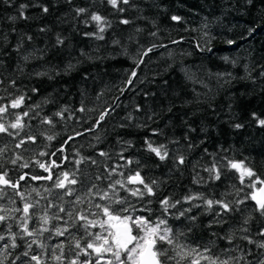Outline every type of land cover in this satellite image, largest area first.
Instances as JSON below:
<instances>
[{
  "label": "trees",
  "instance_id": "obj_1",
  "mask_svg": "<svg viewBox=\"0 0 264 264\" xmlns=\"http://www.w3.org/2000/svg\"><path fill=\"white\" fill-rule=\"evenodd\" d=\"M131 3L132 7L122 5L126 10L120 13L103 0H14L11 6L0 2V98H3L0 104L24 95L25 104L9 111L29 112L23 118L26 126L18 136L0 134V148L5 149L0 154V170H7L13 181L23 173L46 176L48 173L36 161L46 164L55 161L60 167L52 168L54 178L62 171L76 172L78 183L72 187L82 197L79 204L73 205L70 202L75 196L60 200L56 198L60 190L53 189L52 195L45 191L51 187V181L26 178L21 181L20 191L29 201H39L33 210L37 217L45 211L49 216L57 213L55 207H47L49 200L74 214L79 210L98 211L89 205L86 189L95 183L104 190L109 183L108 172L116 165L122 166L117 171L127 175L129 168L124 166L121 155L133 160L131 170L139 168L146 180L159 182L156 195L145 198L152 201L147 205L151 212L135 213L153 219L161 215L159 201L165 197L173 202L188 195L228 201L239 198L236 188L241 186L237 174L224 168L227 160H243L264 178V127L252 118L253 112L264 118V0H131ZM20 4L30 5L25 11L28 19L10 20L9 17L19 15ZM40 5L47 6L49 12L43 13ZM78 8H86L88 12L77 17ZM93 12L107 17L112 24L103 33L104 40L85 35L97 31L90 21ZM172 16L181 20L173 21ZM121 19L130 23L121 24ZM41 28L47 30L42 32ZM27 36L32 37L31 41ZM57 36L64 40L62 45L57 44ZM228 40L235 43L228 44ZM153 45L154 50L143 57L144 63L137 68L142 53ZM25 56L29 58L27 61L23 59ZM134 69L137 75L132 78ZM38 72L45 75L37 76ZM130 78L132 83L128 84ZM13 80L15 86L11 84ZM33 88L38 91L33 92ZM81 107L85 111H79ZM105 110L111 114L99 127H94ZM59 111H64L63 119L54 115ZM44 117H51L54 125L41 123ZM14 119V115L6 114L0 122L7 124ZM237 123L243 127L235 128ZM29 135L36 137L34 143L27 141ZM49 135L55 139L49 141ZM69 136L74 138L68 140ZM21 138L27 142L16 148ZM146 140L154 146L164 145L168 158L160 161L147 151ZM61 148L63 152L58 151ZM101 151L108 156H100ZM40 152L49 155L40 156ZM17 154L23 158L19 163H29L28 168L9 162ZM180 156L184 157V164L178 163ZM81 158L83 163L77 166L74 162ZM213 163L221 168L218 181L209 180V173L204 171ZM97 176L101 179L97 180ZM32 188L40 195L31 192ZM6 193L0 206L23 207V201L12 189H6ZM119 194L127 195L124 191ZM42 196L47 199H41ZM130 199L136 209L144 207L145 202ZM192 204L201 207L181 203L170 209L173 215L168 217L169 225L185 233L181 242L211 247L222 258L242 255L240 264H255L264 259V250L239 238L243 235L239 231L241 222L252 209L251 201L239 205L241 211L228 214L221 224L214 223L220 220L214 215L218 207L208 210L199 200ZM189 207L192 210L186 217L175 218L179 210ZM10 215L18 217L21 213ZM192 216L195 221L187 218ZM9 223L12 232H17L16 221ZM62 223L53 220L49 227ZM262 224L264 219L256 215L247 225L253 239H264L256 235ZM71 231L75 233L76 229ZM233 233L230 244L226 237ZM0 234L7 236L4 225H0ZM61 239L64 238L45 243L51 246ZM33 247L36 253H41V249ZM9 251L11 256L0 248V260L5 264H12L23 248ZM44 259L47 264H54L47 256Z\"/></svg>",
  "mask_w": 264,
  "mask_h": 264
},
{
  "label": "snow or ice",
  "instance_id": "obj_2",
  "mask_svg": "<svg viewBox=\"0 0 264 264\" xmlns=\"http://www.w3.org/2000/svg\"><path fill=\"white\" fill-rule=\"evenodd\" d=\"M0 2L9 6L14 3V0H0ZM110 5L117 12L123 13L126 9L122 5L132 7L131 0H103ZM30 7L29 4H20L18 7V16L9 17L10 20L25 19V11ZM41 11L45 14L49 12V8L45 5H40ZM76 16L79 17L86 12V8H78L75 10ZM173 21H180L181 17L172 16ZM90 21L94 22L97 31L91 33H85L86 36L94 37L98 40H104L105 33L112 27L107 17L101 15L98 12L90 14ZM88 23V20L85 21ZM119 23L127 25L130 23L128 19H121ZM46 28H41L40 31H46ZM253 29L252 31H254ZM155 35V33H153ZM27 39L31 41L32 37L27 36ZM57 44L62 45L64 40L57 36ZM118 43V41H114ZM175 43V41H174ZM228 44H233L235 41L228 40ZM156 46L153 45L146 49L141 58L136 62V67L139 68L144 63L143 57L148 56L150 52L154 50ZM19 45L17 46V50ZM210 50V49H209ZM27 61L29 58L25 56L23 58ZM37 76L45 75L43 72L36 73ZM137 73L135 69L131 72V77H136ZM2 83V81H0ZM15 80L11 81L12 86H15ZM128 84L132 83L130 78L127 81ZM33 92H37L38 89L33 88ZM3 99V98H0ZM25 96L17 95L13 97L8 103L0 104V121L7 115H14L15 119L5 124L0 122V134H7L8 136H18L20 131L26 126L24 123V117L29 116V112L24 111L22 113H10V109H19L25 104ZM38 107V106H37ZM66 111V109H65ZM79 111L83 112L85 109L81 107ZM109 110L102 112L96 121L94 127H99L101 122L105 120V117L110 115ZM55 116L64 118V111H59L54 114ZM252 118L256 120L260 127H264V118H260L255 112L252 113ZM43 124L54 125V121L51 117H44L41 121ZM123 126V125H122ZM240 123L235 124V128H242ZM92 130V129H89ZM155 134V133H154ZM76 135H82L77 133ZM74 137L69 136L68 140H72ZM49 141L55 139L54 136H47ZM35 136H27V141L35 142ZM24 138H21L19 143L15 145L16 148H20L27 142ZM67 143V141H65ZM146 150L154 154L160 161H164L168 158L169 153L164 145L154 146L150 141H145ZM5 151L4 148H0V154ZM63 152V148L58 149ZM40 156L49 155L46 152H40ZM51 155H55L52 153ZM100 156H108V153L101 151ZM23 158L17 154L15 158L9 162L13 166L19 168H28L30 165L27 162L19 163ZM64 159H67L65 157ZM125 160V167L129 168L126 175L123 171H117L121 165H116L108 172L109 180L107 187L101 190L95 183L91 184L86 189V195L89 197V205L98 211H75L66 209L60 204L54 203L52 200L48 201V208L55 207L57 213L49 216L45 211L43 215L36 216L34 209L39 205V201H29L26 198V194L20 191L21 181H25L26 178H30L34 181H51V187L45 189V191L52 195L53 189L60 190L56 193V198L62 200L65 196H75V200L71 201L73 205L79 204L82 200L80 195H77V190L72 186L78 183L76 172L69 173L68 171H62L59 174L53 176L52 168L60 167L55 161L51 164L36 161L39 168L48 175H30L29 173H23L13 181L9 177L7 170H0V199L7 194L6 189H12L16 196L23 201V207H15L12 209L0 206V225H4L7 230V236L0 234V248L4 253L9 256L12 253L9 249L15 250L23 248V251L14 257L12 264H47V260L54 262V264H240V261L244 259V256H228L222 258L220 255L214 254L211 247L200 248L197 246H189L184 242H181L180 237L185 233L182 231H176L168 223V217L173 215L170 209H176L177 205L181 203H188L192 207H201V204H192L194 200L202 201V204L207 207L208 210H212L214 207H218L219 211L214 213L215 216L220 217V220L214 221V223H225L224 217L230 213L241 211L238 208L239 205H244L246 202H252V209L247 216H245L241 222L239 231L243 233L239 238L246 241L249 245H254L255 248L264 250V239L255 240L250 234V230L247 227L258 215L261 219H264V178H261L257 172L249 166L245 161L227 160L224 164V168L234 171L237 174V179L241 187L236 188V196L239 197L234 201H228L227 199H205L200 195H188L181 200L172 201L171 198L165 197L160 200L161 215L153 219L150 215H135L137 211L151 212V209L147 207L151 204V200L145 201L146 197H153L157 193L159 188V182L157 180H146L141 175V170H131L130 166L133 164V160L123 157ZM226 159V158H223ZM77 166L83 163V158L74 162ZM96 163V161H92ZM139 165V161H136ZM179 164H184V157L178 158ZM77 171L79 169L77 168ZM204 171L209 173V180L221 179V168L213 163L211 167L205 168ZM116 175L120 178L112 180L111 177ZM97 180L101 177L97 176ZM203 179V178H201ZM199 182V181H194ZM245 189H248L245 192ZM120 191L127 193L126 196H120ZM31 192H35L38 196L39 191L36 188H32ZM240 193H244L241 197ZM29 193L28 195H30ZM130 198H135L138 202H145L144 207L136 209ZM41 199H47V197H41ZM103 201L99 203L93 201ZM15 204V200H12ZM119 207H116V206ZM192 207L181 209L178 214H175V218L186 217V213L191 212ZM10 213H21L20 216L10 215ZM59 213H64L65 216H60ZM188 219L195 221L196 217H187ZM15 220L17 223V232H12V224L9 221ZM62 221V224H56L49 227L51 221ZM34 222V223H33ZM30 224L32 226L30 227ZM72 229H76V232H72ZM92 229H99V231H92ZM189 231L191 229L189 228ZM44 233H48L47 237H44ZM234 233L228 235L229 243L232 244L234 240ZM256 235L264 238V224L261 225ZM54 245L49 246L45 243L46 240L53 238H61ZM43 238V239H42ZM20 241L18 243L17 241ZM10 241V243H9ZM41 249V253H36L34 247ZM239 249V245L236 246ZM251 252V249H249ZM264 254V253H262ZM0 264H5L4 260H0ZM251 264V262H249ZM255 264H264V259L255 261Z\"/></svg>",
  "mask_w": 264,
  "mask_h": 264
}]
</instances>
